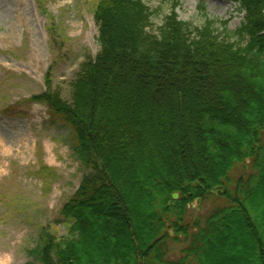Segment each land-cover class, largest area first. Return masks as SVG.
<instances>
[{"label": "trees", "instance_id": "16d2710c", "mask_svg": "<svg viewBox=\"0 0 264 264\" xmlns=\"http://www.w3.org/2000/svg\"><path fill=\"white\" fill-rule=\"evenodd\" d=\"M231 1L245 15L234 33L227 22L222 33L211 20L194 27L175 8L155 30L144 0H98L100 52L71 99L48 74L29 100L71 130L88 172L60 211L68 235L42 230L39 264H214L238 230L246 259L264 264V0ZM214 196L227 204L189 222ZM99 240L112 243L102 263L91 258Z\"/></svg>", "mask_w": 264, "mask_h": 264}, {"label": "rangeland", "instance_id": "374dc122", "mask_svg": "<svg viewBox=\"0 0 264 264\" xmlns=\"http://www.w3.org/2000/svg\"><path fill=\"white\" fill-rule=\"evenodd\" d=\"M157 30L173 9L194 27L215 21L240 29L245 15L231 0H144ZM98 0H0V264H39L34 253L43 229L68 235L60 211L80 188L88 172L72 151L71 130L53 122L47 108L29 102L47 90L70 100V84L82 64L100 52L95 22ZM55 25V31L51 26ZM55 42V44L53 43ZM240 167L233 173H244ZM227 203L218 196L194 203L189 222L206 218ZM239 231V230H238ZM238 231L219 249L214 264H251L249 245ZM247 231V230H246ZM171 242V258L186 246ZM97 242V243H96ZM97 263L112 247L92 241ZM108 247V248H107ZM90 259V258H89ZM246 261V262H245ZM81 262H87L84 257Z\"/></svg>", "mask_w": 264, "mask_h": 264}]
</instances>
